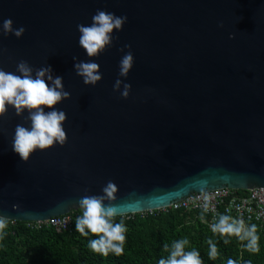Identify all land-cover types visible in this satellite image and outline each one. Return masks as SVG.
Returning <instances> with one entry per match:
<instances>
[{
    "label": "water",
    "instance_id": "water-1",
    "mask_svg": "<svg viewBox=\"0 0 264 264\" xmlns=\"http://www.w3.org/2000/svg\"><path fill=\"white\" fill-rule=\"evenodd\" d=\"M97 9L127 21L88 57L77 25ZM5 18L25 31L0 32V69L50 65L70 95L54 106L66 113V143L27 161L11 148L15 126H30L27 112L0 117V219L65 215L109 180L117 191L104 203L123 205L118 216L264 187V0H0ZM128 51L134 63L120 77ZM74 56L99 64L95 86L76 74ZM117 78L131 85L126 99L113 90Z\"/></svg>",
    "mask_w": 264,
    "mask_h": 264
},
{
    "label": "clouds",
    "instance_id": "clouds-1",
    "mask_svg": "<svg viewBox=\"0 0 264 264\" xmlns=\"http://www.w3.org/2000/svg\"><path fill=\"white\" fill-rule=\"evenodd\" d=\"M91 19L92 22L88 25H77L80 33L78 44L85 50L88 57H98L106 48L112 46L113 40L116 39L113 30L120 31L127 17L97 9ZM24 31L23 26L14 28L11 18H5L0 24V32L4 36L12 33L19 38ZM232 36L233 34L229 33V38ZM72 59L73 68L85 85L95 86L101 80L102 74L97 62L93 60L77 62L75 56ZM133 63L132 52H126L119 61V76L127 77ZM121 85H123L122 88ZM113 90H119L120 96L126 99L131 85L117 78L113 84ZM69 95L70 93L64 89L63 77L54 75L50 65L34 69L27 61L21 60L15 72L0 69V117L5 115L9 107H12L17 115L27 112V119L30 121L28 127L17 124L12 136L11 148L22 161H27L30 154L37 149L44 150L54 145L63 146L66 143L67 136L63 127L66 113L54 106ZM116 191L115 183L109 180L102 188L103 194L85 195L78 201L81 215L76 218L75 230L83 236L93 234L95 238L89 241V247L93 252L103 256H107L110 252L119 256L124 252L127 227L123 220L116 222L115 219L124 206L104 203L105 199L115 200ZM5 227L6 222L0 219V236L3 235ZM211 231L221 236L235 235L242 241L248 240L247 247L253 252L258 251V237L255 234L256 225L254 224L245 227L242 220L236 221L228 215L221 214L217 221L211 224ZM224 243L227 244L228 240L225 239ZM188 244V239L182 238L173 241L170 248L169 245H165L169 255L167 258H161L158 264H202L198 250H186ZM209 245V258L215 259L216 244L209 240ZM228 264H235V262L229 259Z\"/></svg>",
    "mask_w": 264,
    "mask_h": 264
},
{
    "label": "trees",
    "instance_id": "trees-1",
    "mask_svg": "<svg viewBox=\"0 0 264 264\" xmlns=\"http://www.w3.org/2000/svg\"><path fill=\"white\" fill-rule=\"evenodd\" d=\"M218 211L225 215L223 209ZM67 214L73 221L70 231L58 232L47 224L37 227L34 222L4 220L0 264H158L169 255L164 246L170 248L173 241L182 238L189 241L186 250L199 251L202 264H228L229 259L235 264H264V230L258 224H248L256 225L258 251L253 252L247 247L248 240L213 233L211 224L219 216L211 221V214L201 209L170 208L117 216L116 222L123 220L127 227L124 252L119 256L93 252L89 241L95 236H83L75 230L81 209ZM209 240L217 247L215 259L208 255Z\"/></svg>",
    "mask_w": 264,
    "mask_h": 264
},
{
    "label": "built area",
    "instance_id": "built-area-1",
    "mask_svg": "<svg viewBox=\"0 0 264 264\" xmlns=\"http://www.w3.org/2000/svg\"><path fill=\"white\" fill-rule=\"evenodd\" d=\"M205 205H207V208H205ZM170 208L201 209L205 213L211 214V221L220 215L218 211L220 208L223 209L225 215H230V218L236 221L242 220L245 227L249 223H254L264 230V187H253L248 190L224 187L193 193L161 209L167 210ZM72 222L71 216L65 214L43 221H35L34 224L37 227L47 224L60 232L63 230L70 231Z\"/></svg>",
    "mask_w": 264,
    "mask_h": 264
}]
</instances>
